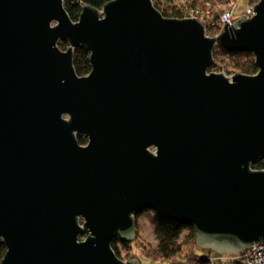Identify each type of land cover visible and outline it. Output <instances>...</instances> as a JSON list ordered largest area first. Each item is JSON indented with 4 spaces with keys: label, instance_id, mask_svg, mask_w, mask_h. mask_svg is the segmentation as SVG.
<instances>
[{
    "label": "water",
    "instance_id": "1",
    "mask_svg": "<svg viewBox=\"0 0 264 264\" xmlns=\"http://www.w3.org/2000/svg\"><path fill=\"white\" fill-rule=\"evenodd\" d=\"M81 11L0 0L2 264H140L111 245L137 239L145 210L194 226L204 251L264 244V0L215 38L153 0ZM216 48L258 73H209Z\"/></svg>",
    "mask_w": 264,
    "mask_h": 264
},
{
    "label": "trees",
    "instance_id": "2",
    "mask_svg": "<svg viewBox=\"0 0 264 264\" xmlns=\"http://www.w3.org/2000/svg\"><path fill=\"white\" fill-rule=\"evenodd\" d=\"M66 12H68L71 20L74 22L79 20L82 13L81 7L84 3L91 5L93 8L101 10L107 2L111 0H63ZM216 4L227 5L231 0H211ZM205 0H153L155 8H157L163 17L170 19H184V15L187 9L202 5ZM218 19V17H217ZM61 49L64 51L69 46L67 43L59 44ZM74 68L80 77H85L91 73L92 67L90 62V53L84 47L75 49L74 52ZM225 59L230 61V66L235 72L239 74L255 76L258 73V69L255 65V60L250 53H229L226 50L216 48L214 52V65L211 69L216 68L218 60ZM210 69V70H211ZM79 143L85 144L87 140L79 137ZM264 168L263 161L258 160L252 165L253 170ZM153 211L145 210L144 213L149 214V222L151 223L153 233L157 246L147 244L143 241L142 229L138 224L137 217V239L133 243H127L123 241L120 235L117 234L116 238L112 242L113 250L117 257L127 262L130 259H138L140 255L146 256L150 259L160 261L163 264H167L176 259H183L184 264H211V255L209 253L206 256H200L196 253L197 249H200L197 245V231L194 226L181 225L177 221H171L166 218L160 217ZM6 245L0 240V264L5 257ZM238 264V263H236Z\"/></svg>",
    "mask_w": 264,
    "mask_h": 264
},
{
    "label": "built area",
    "instance_id": "3",
    "mask_svg": "<svg viewBox=\"0 0 264 264\" xmlns=\"http://www.w3.org/2000/svg\"><path fill=\"white\" fill-rule=\"evenodd\" d=\"M261 0H250L249 7L246 10L245 17H254V7L258 5ZM236 0H231L227 5H218L211 0H205L202 5H197V7L187 9L184 15V19H201L205 24L206 37H218L223 27L227 24L231 27L234 22V11H235ZM218 17V19H217ZM218 65V64H217ZM214 69V68H213ZM226 71V77L232 79L237 73L228 72L226 68H221L220 72ZM211 264H213V259H211ZM231 264H264V244L256 245L252 249L245 251L242 255L234 256L230 258Z\"/></svg>",
    "mask_w": 264,
    "mask_h": 264
},
{
    "label": "rangeland",
    "instance_id": "4",
    "mask_svg": "<svg viewBox=\"0 0 264 264\" xmlns=\"http://www.w3.org/2000/svg\"><path fill=\"white\" fill-rule=\"evenodd\" d=\"M250 0H236L235 2V11H234V21L241 19L242 17H245V13L247 8L249 7ZM226 68L228 69V72H233V69L230 66V61L225 59H220L218 60V65L216 68L209 70V73L213 72V73H218V74H226V71L222 70L220 72L221 68ZM237 74H239V72H236ZM151 214H154V212H151ZM149 214H143L139 217L138 219V224L140 225L141 229H142V235H143V241H145L147 244L153 245V246H157V242H156V238H155V233H153V229L151 226V223L149 222V218H148ZM196 253L199 254L200 256H206L209 253H207L206 251L202 250V249H197ZM234 256L230 255H218L216 253H213L211 255V258L213 259V264H231L230 263V258H233ZM139 263L140 264H163L160 261L157 260H153L150 259L146 256L140 255L138 257ZM167 264H184L183 259H176L172 262H169Z\"/></svg>",
    "mask_w": 264,
    "mask_h": 264
},
{
    "label": "flooded vegetation",
    "instance_id": "5",
    "mask_svg": "<svg viewBox=\"0 0 264 264\" xmlns=\"http://www.w3.org/2000/svg\"><path fill=\"white\" fill-rule=\"evenodd\" d=\"M79 137L85 138V139L87 140V142H86L85 144H82V146H85V145L88 144V138H87V137H85L84 135H79V136L77 137V139H78ZM78 143H79V140H78ZM79 144H80V143H79ZM80 145H81V144H80Z\"/></svg>",
    "mask_w": 264,
    "mask_h": 264
}]
</instances>
